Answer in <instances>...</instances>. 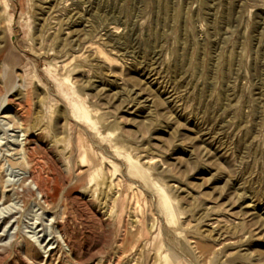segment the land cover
I'll use <instances>...</instances> for the list:
<instances>
[{
	"label": "rangeland",
	"instance_id": "rangeland-1",
	"mask_svg": "<svg viewBox=\"0 0 264 264\" xmlns=\"http://www.w3.org/2000/svg\"><path fill=\"white\" fill-rule=\"evenodd\" d=\"M0 264H264V0H0Z\"/></svg>",
	"mask_w": 264,
	"mask_h": 264
},
{
	"label": "bare ground",
	"instance_id": "bare-ground-1",
	"mask_svg": "<svg viewBox=\"0 0 264 264\" xmlns=\"http://www.w3.org/2000/svg\"><path fill=\"white\" fill-rule=\"evenodd\" d=\"M110 30L111 31V33H115V34H117V32H119L118 30H119V27H116V26H110V28H107V30ZM108 32V31H107ZM97 33V32H96ZM76 58V57H75ZM75 60V59H74ZM73 60V61H74ZM71 62V61H70ZM89 109V108H88ZM93 109V108H92ZM79 111V110H78ZM93 111V110H92ZM94 111H96V110H94ZM94 111H93V114H94ZM79 112H81V116H82V118L83 119H86V120H88V121H90L91 122V120H92V118L94 117H92V112H91V110H87L86 108H84V107H80V111ZM95 118V117H94ZM22 157V156H21ZM20 157V158H21ZM25 159V158H24ZM149 159V158H148ZM150 160L151 159H149V160H147V161H145V163H147V164H150ZM128 162H129V164L131 163V159H128ZM133 166V165H132ZM141 177L142 178H144L145 180H146V174H142L141 175ZM111 182H112V180H111ZM103 184V183H102ZM107 184V183H106ZM112 184V183H111ZM157 185V184H156ZM109 186V185H108ZM97 187V186H96ZM105 187V186H104ZM158 188H160L159 186H158ZM105 189H106V187H105ZM108 189V188H107ZM105 191V190H104ZM108 192V191H107ZM114 193V192H113ZM115 194V193H114ZM116 195H118V194H116ZM115 196V195H114ZM151 232V231H150ZM214 250V249H213ZM167 252V251H166ZM211 253V252H210ZM156 255V254H155ZM161 255H162V253H161ZM210 255H212V254H210ZM209 255V256H210ZM163 258V257H162ZM214 258V257H213ZM212 258V259H213ZM207 260V259H206ZM162 261H163V259H162ZM208 261V260H207ZM163 263V262H162Z\"/></svg>",
	"mask_w": 264,
	"mask_h": 264
}]
</instances>
